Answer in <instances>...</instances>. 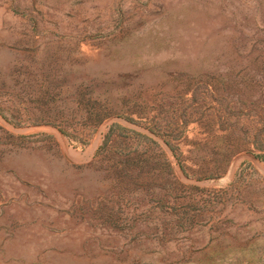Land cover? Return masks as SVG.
I'll return each mask as SVG.
<instances>
[{
  "label": "rangeland",
  "instance_id": "rangeland-1",
  "mask_svg": "<svg viewBox=\"0 0 264 264\" xmlns=\"http://www.w3.org/2000/svg\"><path fill=\"white\" fill-rule=\"evenodd\" d=\"M0 264H264V0H0Z\"/></svg>",
  "mask_w": 264,
  "mask_h": 264
}]
</instances>
